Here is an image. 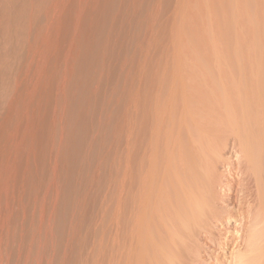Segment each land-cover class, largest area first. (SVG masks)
I'll return each instance as SVG.
<instances>
[{"label":"rangeland","instance_id":"rangeland-1","mask_svg":"<svg viewBox=\"0 0 264 264\" xmlns=\"http://www.w3.org/2000/svg\"><path fill=\"white\" fill-rule=\"evenodd\" d=\"M262 57L264 0H0V264H119L121 247L125 264L135 192L171 127L192 114L202 133L206 102L220 113L264 84ZM211 129L198 135H221L211 209H225L244 160L232 134ZM238 223H213L217 246L197 238L204 253L190 264H231L238 248L221 241L240 236Z\"/></svg>","mask_w":264,"mask_h":264},{"label":"bare ground","instance_id":"bare-ground-1","mask_svg":"<svg viewBox=\"0 0 264 264\" xmlns=\"http://www.w3.org/2000/svg\"><path fill=\"white\" fill-rule=\"evenodd\" d=\"M255 67L252 70L258 71L257 75L255 73V76L258 77L257 79H264V58ZM251 73L254 74V71H251ZM256 83V91L250 94L255 97V100L251 97L254 102L251 103L249 100L250 95H245L247 90L244 92L242 89H236L238 90L237 96L236 90L234 92L237 98L233 95V97H230L232 98L231 100L234 98L236 101L237 99L235 105L232 104L235 102H230L231 104H228L230 107L224 108L222 104L224 101L220 97L225 98L228 96L227 100L231 101L228 99L231 95L226 94L224 97L225 93H222L223 96L220 95L218 98L222 101L214 100V104L216 103L215 107L219 101L221 102L219 104L223 105L221 106L223 110H220V113V107H217L218 112L216 109L217 114L222 115L221 117L216 114L218 118L214 119L216 116L215 114L213 116V113L216 112L211 104L213 102H210V100V103L206 102L208 105L205 103L206 109H203L204 107L201 108L204 111L208 110L206 112L202 110L203 113H207L211 110L208 106L212 107L213 111L207 114L212 115L213 118L207 115L209 118L206 117L207 120L203 119L206 114L204 115L201 111L204 116H197L199 119L196 117L197 122L206 132L214 127L216 129L214 131H217L218 134H232L235 145L240 149V158L244 160L243 164L239 163V167H241L239 174L242 176L239 178L242 179V182L238 183L237 195L227 198L226 201L230 202V205L225 209H214L218 203H221L217 190L222 184L223 173L219 169L223 167L226 161L221 155L215 153L218 148L217 141L221 135L218 137L213 136L215 139L211 137L208 139L204 134L207 137V139H204L203 136H199L203 135V130L199 134L198 130L201 131L200 128L198 130H193L196 127L189 129L188 124L189 122L191 123L190 116L192 114L189 116L188 113L191 111V106H188L190 109L185 107L188 111L183 114H185V117L186 115L189 116L186 117L187 120L189 119L188 122L186 121V129L182 126L176 131L173 129V132H176L174 138L172 135V128L174 127H171V136L174 139L170 136V141V138L167 139L166 137V140L169 141L165 142L164 160L160 165L153 163L155 157L156 159L159 157H157L158 151L156 149L159 134L154 140L155 149H153L154 153L151 154L153 155L151 158L153 162L146 167L142 180L140 179V188L135 192L137 197L134 204L133 230L130 232V236L132 237V242H136L138 246L135 248L137 244H134L135 246L132 249L129 246L130 255L125 264H190L199 261L200 256L204 252L196 251L195 246H192L194 241L202 237V239L207 241L209 239V244L215 247L217 246L216 237L219 233L212 228V224L216 223L220 226L234 222H239L238 226L241 227L240 236L235 234V238L226 237L225 242L221 241L224 248H229L232 245H234V249L238 248L236 254L232 253L234 257L232 255V258L230 257L232 260L231 264H264V84L262 80ZM237 84L235 83V85ZM192 120L194 123L196 121L195 117ZM163 123L165 122L161 119L160 125H156L160 127L163 126ZM192 131L194 132L191 133ZM195 131L198 132L195 133ZM184 132H186L187 137H185L186 135L183 136ZM168 133L170 132L168 131ZM217 133L216 135H218ZM166 135L168 136V134ZM186 143L190 146L191 151L186 150ZM157 148L159 149V147ZM226 167H228L227 175L233 177L235 169L232 168L231 164ZM157 176H160V178H157ZM234 180L236 179L234 178ZM214 205L215 207L212 210L211 208ZM119 243L120 238L117 239V244L119 245ZM119 254L124 259V248H120ZM123 259L121 263L125 262Z\"/></svg>","mask_w":264,"mask_h":264}]
</instances>
